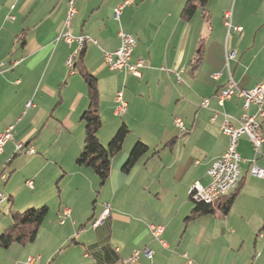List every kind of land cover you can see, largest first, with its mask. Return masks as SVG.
Here are the masks:
<instances>
[{
    "label": "crops",
    "instance_id": "crops-1",
    "mask_svg": "<svg viewBox=\"0 0 264 264\" xmlns=\"http://www.w3.org/2000/svg\"><path fill=\"white\" fill-rule=\"evenodd\" d=\"M67 1L0 0V133L12 126L0 153V188L8 196L0 234L12 225V212L48 208L35 240L0 248V264H27L28 256L37 257L34 264H113L143 248L151 258L141 253L133 264H264V179L249 173L247 136L238 141L243 161L228 212L185 221L195 205L189 186L206 185L208 167L226 149L224 115L237 125L243 112L237 96L219 106L217 90L229 74L240 88L264 82V0H208L190 19L181 17L187 0H132L119 20L113 9L124 0H75L70 32L94 40L75 64L80 59L96 79L97 137L107 146L119 127L129 130L103 182L75 162L89 102L79 67L70 73L65 64L76 42L58 39ZM119 30L136 38L130 62L144 61L139 76L104 64L103 52L119 46ZM119 90L127 103L121 116L113 112ZM136 142L148 151L124 171ZM256 164L264 168V141ZM105 204L109 215L93 228ZM151 224L164 226L163 244Z\"/></svg>",
    "mask_w": 264,
    "mask_h": 264
},
{
    "label": "built area",
    "instance_id": "built-area-1",
    "mask_svg": "<svg viewBox=\"0 0 264 264\" xmlns=\"http://www.w3.org/2000/svg\"><path fill=\"white\" fill-rule=\"evenodd\" d=\"M132 0H124L113 9V17L119 20L121 10L125 5H128ZM75 0L67 1V8L65 16L62 22V27L58 35V39H62L65 43L70 45L76 42V48L66 59V66L70 73L75 68V58L77 54L83 49L84 44L88 41L94 42L89 36L77 35L73 36L70 32V25L74 15L76 14ZM230 12L226 11L224 14V22L229 25ZM119 46L112 52H103L104 64L108 69L111 70H123L130 72L135 76H139V68L144 66L142 59L132 64L130 58L134 48L136 47L137 41L132 33L119 30L118 31ZM233 53H229L231 56ZM216 77L217 74H213ZM232 96H237L243 100V112L237 119V125L232 124L230 116L224 115L220 129L222 133L227 137V146L225 151L217 156L207 169V175L209 181L206 185L201 184L199 181H194L188 189V195L190 200L194 202H203L206 204H213L222 197L229 194L238 184L240 178L239 165L243 161L241 158L237 146L239 138L242 135L248 137L252 146V157L248 160L249 173L260 179H264V168L256 164L257 156L262 154L263 136L261 132L260 119L264 118V82L258 83L250 89L240 88L232 79L229 74L226 84L219 88L216 93V98L219 106H222L224 102L230 99ZM208 105V99L204 98L201 102L202 107ZM254 105L256 107V113L251 114L249 107ZM30 106V102L26 104ZM127 103L123 98L122 90H119L115 96L114 114L121 116L126 112ZM175 125L181 130L183 124L180 118L174 119ZM12 138V126H9L0 133V153L3 150L5 143ZM18 151H23L24 144L18 142L16 144ZM26 152L33 153L32 147H26ZM6 179V173L0 169V181ZM27 185L31 187V182L28 181ZM8 200L7 194L0 188V206ZM110 208L108 204L104 205L103 210L99 216L92 223V227L95 228L103 224L109 215ZM67 214V211L64 210ZM62 222V221H61ZM151 234L163 244V241L159 238L163 232L164 226L162 224H151L149 225ZM143 254L147 258H151L152 251L143 248L141 250L134 251L131 255L126 258L120 259L118 262L113 264H133L140 254ZM36 256H28L26 259L27 264H34Z\"/></svg>",
    "mask_w": 264,
    "mask_h": 264
},
{
    "label": "trees",
    "instance_id": "trees-1",
    "mask_svg": "<svg viewBox=\"0 0 264 264\" xmlns=\"http://www.w3.org/2000/svg\"><path fill=\"white\" fill-rule=\"evenodd\" d=\"M207 1L208 0H187L181 10V17L183 19H190L198 8H203L206 5ZM79 61L80 59L76 63L77 65H75L79 67L80 75L85 82L89 104L81 116L84 122L85 135L82 150L76 157L75 162L79 166L92 167L101 182H103L109 174L111 158L115 153L120 151L129 130L126 126L122 125L110 139L107 146H103L100 143L97 137V131L101 126V119L97 110L98 92L96 79L87 70L80 67ZM147 151L148 147L145 144L136 142L129 153L123 170L128 171ZM233 197V194L229 193L213 204L193 201L195 205L185 218V221H191L201 214L217 213L224 215L230 209ZM224 198L225 200L222 201ZM47 211V206L43 205L40 207H30L21 212H12L11 216L13 223L0 234V248H7L13 243L24 245L33 242Z\"/></svg>",
    "mask_w": 264,
    "mask_h": 264
}]
</instances>
